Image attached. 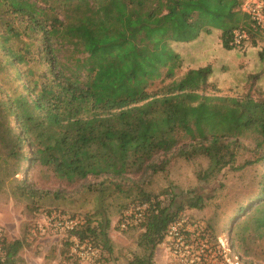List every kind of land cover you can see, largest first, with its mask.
<instances>
[{"label":"trees","instance_id":"16d2710c","mask_svg":"<svg viewBox=\"0 0 264 264\" xmlns=\"http://www.w3.org/2000/svg\"><path fill=\"white\" fill-rule=\"evenodd\" d=\"M244 1L0 0L1 13L12 16L0 15V22L6 21L0 66L13 73L15 85L0 88L6 95L0 97V172L22 161L30 163V171L47 169L71 186L88 177L161 171L153 161L177 149L186 161L207 159L197 178L208 183L233 166L240 152H248L242 167L254 168L252 186L237 209L233 235L241 243L249 224L264 235V98L208 95L209 65L175 79L182 59L169 48L171 42H193L218 30L223 49H241L244 38L236 43L234 32L244 33ZM18 18L20 30L14 28ZM22 35L27 41L14 50L11 37L21 40ZM263 54L264 47L260 59ZM258 74L247 78L257 80ZM155 82L161 86L152 93L148 88ZM183 140L189 143L180 147ZM18 172L13 169L11 175L24 194ZM173 196L167 206L143 196L148 208L142 221L121 228L124 216L119 220L122 232L139 226L137 244L149 252L128 264H152L153 249L184 205L204 207L203 197L194 194L171 211ZM70 217L78 226L61 240L70 252L74 240L91 243L99 249L92 264H102L104 252H112L109 221ZM22 246L20 240L2 239L0 264H15Z\"/></svg>","mask_w":264,"mask_h":264},{"label":"rangeland","instance_id":"374dc122","mask_svg":"<svg viewBox=\"0 0 264 264\" xmlns=\"http://www.w3.org/2000/svg\"><path fill=\"white\" fill-rule=\"evenodd\" d=\"M243 3L240 11V26L244 31L241 49H223L218 30L201 34L193 42H171L169 48L182 59L175 79L190 69L209 65L212 75L209 78L211 87L206 92L208 95L264 98V54L261 57L263 66L255 72L259 52L264 47V27L252 23L246 9L261 2L245 0ZM4 10L0 3V15L11 20L12 16L1 13ZM20 21L19 18L14 21L15 29H21ZM4 22H0V33L5 31ZM20 39L11 37L9 45L14 50L22 48V41H27V38L22 35ZM248 56L251 71L259 73L257 80H252L253 76L248 80V76L241 74L240 69L247 65ZM12 75L0 66V88L15 86ZM160 86L159 82H155L148 91L153 93ZM5 96L0 94L1 98ZM188 143L183 140L180 147ZM177 153L178 150L174 149L167 155L156 157L153 163L163 170L155 173L148 169L122 178L88 177L71 186L61 184L47 169L37 167L30 171V163L21 161L15 177L25 181L26 193L15 189L16 182L11 174L17 168L7 173L0 172V243L2 239L22 241L23 246L15 264H92L79 261L72 255L67 243L58 234L47 230L44 218L51 215L75 216L84 221L87 217L94 223H103L107 219L112 252H104L102 264H128L134 258H144L149 252L137 244L141 234L139 226L124 232L119 229L118 222L125 211L145 203L143 196H148L151 201L157 199L162 206H167L170 194L174 195L170 209L175 211L195 194L203 197L204 207L197 210L184 205L176 218L183 222L184 237L189 248L182 257L175 258L167 246L160 243L153 249L150 262L224 264V257L227 256L231 261L236 259L237 264H264V235L261 231H255L254 226L249 224L241 243L233 235L237 209L249 195L252 186L254 168L242 167L245 160L250 159V154L240 152L233 166L225 168L216 180L206 183L198 181L197 174L207 167V159L198 157L186 161Z\"/></svg>","mask_w":264,"mask_h":264},{"label":"built area","instance_id":"2783aa9c","mask_svg":"<svg viewBox=\"0 0 264 264\" xmlns=\"http://www.w3.org/2000/svg\"><path fill=\"white\" fill-rule=\"evenodd\" d=\"M248 15L252 23L256 24L259 27H264V4L256 3L246 7ZM244 38V33L239 30L234 32V40L236 43H239ZM148 204L140 203L134 205L128 210L125 211L123 220L120 227L125 228L126 226L137 225L145 216L146 209ZM78 220L73 217L60 216V215H51L44 218V224L47 227V230L58 234L60 237L62 234L73 231L78 226ZM183 222L180 220H175L171 223L164 235L162 240V245H166L167 249L170 251L171 256L175 258H180L183 255V252L189 248V245L186 243L183 231ZM45 232L44 229H42ZM71 252L76 255L82 261L93 263L99 256V249L94 247L89 242H78L74 240L71 245ZM224 264H237V260L234 259L231 261L227 256L224 257Z\"/></svg>","mask_w":264,"mask_h":264},{"label":"crops","instance_id":"0c3cea01","mask_svg":"<svg viewBox=\"0 0 264 264\" xmlns=\"http://www.w3.org/2000/svg\"><path fill=\"white\" fill-rule=\"evenodd\" d=\"M249 53H250V50H248L247 51V55H249ZM258 58V57H257ZM260 59V58H259ZM258 59V60H259ZM258 60H257V65H256V68H255V72H256V70H260L261 69V65L263 66V60H261L260 59V61L258 62ZM251 61H253V58H251ZM246 62H248L247 63V65L245 66V67H243L242 69H240V70H242L241 71V74H243V75H245V77H247L249 74H251V73H253L252 71H251V69H252V64H250L249 63V56H248V58L246 59ZM52 240H56V239H52Z\"/></svg>","mask_w":264,"mask_h":264}]
</instances>
